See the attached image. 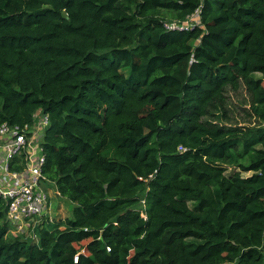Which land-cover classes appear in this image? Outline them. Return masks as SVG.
I'll use <instances>...</instances> for the list:
<instances>
[{"label":"trees","instance_id":"1","mask_svg":"<svg viewBox=\"0 0 264 264\" xmlns=\"http://www.w3.org/2000/svg\"><path fill=\"white\" fill-rule=\"evenodd\" d=\"M39 111L74 207L34 240L0 199V264H264V0H0V127Z\"/></svg>","mask_w":264,"mask_h":264},{"label":"built area","instance_id":"2","mask_svg":"<svg viewBox=\"0 0 264 264\" xmlns=\"http://www.w3.org/2000/svg\"><path fill=\"white\" fill-rule=\"evenodd\" d=\"M200 19L198 10L184 21L165 22L164 28L190 31L201 26ZM49 125V115L39 111L30 125L5 123L0 127V199L7 204V218L18 235L50 222L52 182L43 173L46 156L42 147ZM36 237L34 233L31 238Z\"/></svg>","mask_w":264,"mask_h":264},{"label":"rangeland","instance_id":"3","mask_svg":"<svg viewBox=\"0 0 264 264\" xmlns=\"http://www.w3.org/2000/svg\"><path fill=\"white\" fill-rule=\"evenodd\" d=\"M173 20H174V18L169 17L167 21H173ZM125 73L127 75H129L128 71H125ZM227 95L229 96L230 103L232 106V110H234L236 112H238V111L240 112V115L237 116V122H239L240 124H244L243 117L241 116L243 111H241V110L246 109V106L248 104V96H247V92H246L245 87L242 86L238 92H234V91L229 89L227 91ZM235 118H236V116H235ZM205 121L209 124H214V125H217L219 127H229V124L226 123L222 119L221 113L217 112V111H213L211 113V115L205 119ZM219 165L224 167V169L226 170V174H232L235 171H240L238 168L224 164V163H219ZM243 176L249 177V176H251V173L243 174ZM50 185H49L50 186L49 187V193H50L51 204H52L51 205V211H50L51 212L50 223L52 225L54 223L60 224L61 221H64L71 216L72 209L74 206L71 203H69L68 201H65L64 199L60 198V196H57L55 189H54L55 185L52 183ZM54 226H55V224H54ZM35 229L36 228L31 227L22 236H25V238L31 239V237L35 233L34 232ZM13 233L17 234L16 230Z\"/></svg>","mask_w":264,"mask_h":264},{"label":"crops","instance_id":"4","mask_svg":"<svg viewBox=\"0 0 264 264\" xmlns=\"http://www.w3.org/2000/svg\"><path fill=\"white\" fill-rule=\"evenodd\" d=\"M54 189H55V192H56V194H57V196H60V194L57 192V190H56V187H54ZM61 198V197H60ZM71 217V216H70ZM69 217V218H70ZM16 230V229H15Z\"/></svg>","mask_w":264,"mask_h":264}]
</instances>
